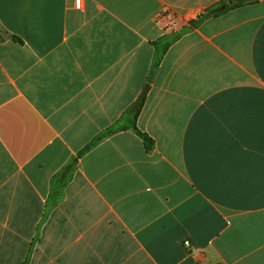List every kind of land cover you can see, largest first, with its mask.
Returning a JSON list of instances; mask_svg holds the SVG:
<instances>
[{"label":"crops","instance_id":"1","mask_svg":"<svg viewBox=\"0 0 264 264\" xmlns=\"http://www.w3.org/2000/svg\"><path fill=\"white\" fill-rule=\"evenodd\" d=\"M219 1L0 0V264H264V0ZM144 90L152 148L96 140Z\"/></svg>","mask_w":264,"mask_h":264},{"label":"trees","instance_id":"2","mask_svg":"<svg viewBox=\"0 0 264 264\" xmlns=\"http://www.w3.org/2000/svg\"><path fill=\"white\" fill-rule=\"evenodd\" d=\"M245 4H248V2H235V0H221L218 3L208 7L202 14H200L195 20L190 22L191 26H196L200 24L203 20H206L208 18H216L220 17L238 7H241ZM16 40H19L15 38ZM145 90L144 92L139 96L137 101H135L129 109L122 115V117L105 133L101 136L98 137L96 140H100L102 137L109 135L113 132H117L120 130H126L130 129L132 130L139 138L142 140L145 148L147 150L151 149L153 146V140L146 134L142 133L139 131L136 127V119L137 116L139 115V112L143 106L144 99H145ZM95 140V142H96ZM95 142L91 143L88 145L83 151H81L79 154H82L85 150H88L92 144Z\"/></svg>","mask_w":264,"mask_h":264},{"label":"built area","instance_id":"3","mask_svg":"<svg viewBox=\"0 0 264 264\" xmlns=\"http://www.w3.org/2000/svg\"><path fill=\"white\" fill-rule=\"evenodd\" d=\"M81 1H82V0H75V6H76L77 8H79V7L81 6ZM183 244H184L185 246H187L189 243H188V241H185Z\"/></svg>","mask_w":264,"mask_h":264},{"label":"water","instance_id":"4","mask_svg":"<svg viewBox=\"0 0 264 264\" xmlns=\"http://www.w3.org/2000/svg\"><path fill=\"white\" fill-rule=\"evenodd\" d=\"M256 0H235V2H253Z\"/></svg>","mask_w":264,"mask_h":264}]
</instances>
